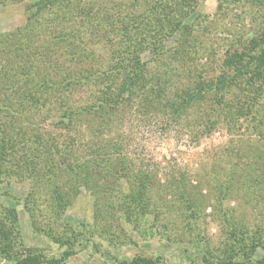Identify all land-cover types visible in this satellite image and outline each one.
I'll use <instances>...</instances> for the list:
<instances>
[{"label": "rangeland", "instance_id": "374dc122", "mask_svg": "<svg viewBox=\"0 0 264 264\" xmlns=\"http://www.w3.org/2000/svg\"><path fill=\"white\" fill-rule=\"evenodd\" d=\"M199 11L204 19L196 17V11L191 14L189 21L194 24L192 36L185 45L176 43L179 52H165L155 58L147 52L143 54L148 62L150 79L160 80L163 87L160 104L156 99L154 105L145 108V103L138 97L127 100L116 112V122L110 128L91 135L95 143L93 149L86 143L88 138L73 141L76 142L72 147L75 157H95V147H98L102 149L98 152L102 156L105 152H113L111 157L125 159V165H114L121 177L117 181L112 180L111 184L115 190L119 186L122 189L118 199L122 193H127L135 175L140 172L146 174V213L139 214L137 226L126 224L123 215H111L103 207L102 202L105 201L101 185L98 189L88 185L95 179L98 181L95 170L79 168V177L72 171L62 173L60 181L68 190L70 204L59 220L45 218L44 212L42 219H50L52 226H60L61 223L82 225V231L75 240L74 252L61 264H117L116 259L135 255L160 256L157 264H216L218 258L224 256L223 242L231 229L245 230L250 237L256 232L264 237L263 77L256 81L261 85V91L253 107V115L246 118L233 117L235 109L226 108L225 103L222 104L224 108L217 106V99L221 100L220 92L217 94L214 90L205 93L200 104L181 113L178 118L162 106L173 93L187 87L195 88L198 82L205 84L224 73L227 67L223 66L222 60L231 53L241 54L242 61L234 63L237 69L253 71L256 68L254 56L258 53L256 43L264 31V4L250 0H205ZM25 18L23 2L0 4V34L22 25ZM43 29L36 36V43H43L48 36ZM176 38L177 34L168 37L165 45L170 48ZM188 47L191 52L184 55L183 51ZM227 69L228 73L233 71ZM38 70L41 71V67ZM1 77L4 78L1 75L0 80ZM246 77L239 75L231 85L233 95L224 91L227 100H241L240 89L246 85ZM8 85L4 87L7 86L11 96ZM79 95L81 97L84 92L73 93L77 100ZM59 106V101L46 102L45 106L28 111H19L15 106L17 116L2 114V111L0 118L7 124L14 123L30 131L41 130L44 136L58 135L61 142L67 135L71 139L73 132L57 122L59 110L55 109ZM46 109L51 113L48 117ZM219 109L223 112L217 123L210 125L211 122H206L207 118L212 121ZM203 113L209 115L201 119L205 122H196L192 126ZM78 121L82 124L81 133L86 132L84 128L87 126L81 119ZM28 187V181L17 178L9 183H0V204L16 209L25 245L38 246L57 259L64 248L43 233L33 231L29 225L31 220L22 204ZM38 190H42L43 195H39L45 199V187L41 184ZM95 216L105 219V230L92 227ZM41 220L40 225L45 226L46 222ZM263 253V248H257L253 259ZM215 255H218L217 259H214ZM243 259L237 256L234 264H247L240 263ZM0 264L12 263L0 258Z\"/></svg>", "mask_w": 264, "mask_h": 264}, {"label": "trees", "instance_id": "16d2710c", "mask_svg": "<svg viewBox=\"0 0 264 264\" xmlns=\"http://www.w3.org/2000/svg\"><path fill=\"white\" fill-rule=\"evenodd\" d=\"M203 1L0 0L1 5L23 2L26 12L22 25L0 34V72L4 77L0 80V112L17 116L16 107L19 111H28L39 109L46 102L59 101V109H55L59 110L57 122L73 132L71 139L67 135L60 142L58 135L44 136L41 130L30 131L14 123L7 124L0 118V183H9L14 178L28 181L29 187L22 198V204L31 220L29 225L33 231L43 233L50 241L64 248L56 259L38 246L25 245L21 239V225L16 209L0 204L1 259L12 264H61L74 252L73 246L82 231V225L61 223L60 226H52L50 219H42L44 216L59 220L70 204L68 190L60 181L61 174L66 171H72L79 177V168L95 170L98 181L95 179L88 185L97 187L95 189L101 185L100 191L105 201L102 202L103 207L111 215H123L124 223L138 225L139 214L144 215L147 211V175L142 172L135 175L134 183L130 184L127 193H122L118 199L122 189L119 186L115 190L111 184L112 180L121 178L114 167L125 165V159L111 157L113 152H102L103 157L101 153L98 154L102 151L98 147H95V157H75L72 147L76 142L73 141L88 138L86 143L93 149L95 143L91 135L110 128L116 122V112L127 100L138 97L145 103V108L154 105L156 99L160 104L163 87L159 84L160 80L150 79L148 62L144 60L143 54L147 52L155 58L165 52H179L178 45H185L192 36L194 24L189 21L191 14L196 11V17L204 19L199 11ZM250 1L264 4V0ZM43 28L48 36L43 43H36L35 38ZM174 34H177V38L169 48L165 42ZM256 47V68L252 72L237 69L234 63L242 61L241 54L231 53L224 57L222 63L233 71L228 73L226 68L224 73L205 84L198 82L195 88L187 87L175 92L162 106L174 118H178L181 113L200 104L205 93L214 90L217 94L220 92L221 100L217 99V106L225 103L226 108H234L233 117L236 118L250 116L261 91V85L256 81L260 76L264 80V31ZM189 50V47L184 49L183 54H190ZM40 67L41 71L38 70ZM239 75L247 76L246 85L240 89L241 100H227L224 91L233 95L231 85L238 80ZM7 83L11 96L7 86L4 87ZM79 92H84V95H79L77 100L73 93ZM149 93L154 96H149ZM244 96L247 98L244 99ZM45 111L47 117L51 115L48 109ZM218 112L212 121L207 118V113L199 115V121L194 120L192 126L196 122L203 124L205 121L201 119L205 117L206 122L215 125L223 111L219 109ZM79 119L87 126V129L84 128L86 132L81 133L82 124H79ZM67 139L71 142H67ZM112 162L114 164L109 166ZM41 184L46 189L45 199L42 190H38ZM189 202L192 205L193 202ZM102 218L95 216L92 224L95 230H105L106 223ZM39 219L46 222L45 226L40 225ZM259 235L256 232L250 237L245 230L231 229L223 242L224 256L218 258L215 255L214 259L218 258L216 264H234L237 256L244 258L240 263L264 264V253L253 259L257 248L264 249V237ZM160 258L135 255L128 259H116V263L157 264Z\"/></svg>", "mask_w": 264, "mask_h": 264}]
</instances>
